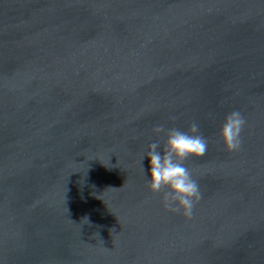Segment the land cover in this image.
I'll return each instance as SVG.
<instances>
[{
    "label": "water",
    "instance_id": "water-1",
    "mask_svg": "<svg viewBox=\"0 0 264 264\" xmlns=\"http://www.w3.org/2000/svg\"><path fill=\"white\" fill-rule=\"evenodd\" d=\"M193 122L187 217L141 161ZM0 264H264V0H0Z\"/></svg>",
    "mask_w": 264,
    "mask_h": 264
},
{
    "label": "clouds",
    "instance_id": "clouds-1",
    "mask_svg": "<svg viewBox=\"0 0 264 264\" xmlns=\"http://www.w3.org/2000/svg\"><path fill=\"white\" fill-rule=\"evenodd\" d=\"M246 123L239 109L226 115L220 136L229 151H238L242 147ZM154 132L164 133L166 139L163 143L153 141L141 161L149 189L154 194L162 193L166 209L191 217L202 193L185 161L203 157L208 149V140L201 134L198 122H193L187 131L177 127L166 129L161 124L154 128Z\"/></svg>",
    "mask_w": 264,
    "mask_h": 264
}]
</instances>
